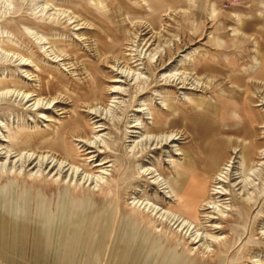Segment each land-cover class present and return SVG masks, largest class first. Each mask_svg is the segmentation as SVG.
<instances>
[{
  "label": "rangeland",
  "instance_id": "1",
  "mask_svg": "<svg viewBox=\"0 0 264 264\" xmlns=\"http://www.w3.org/2000/svg\"><path fill=\"white\" fill-rule=\"evenodd\" d=\"M1 233L10 264H264V0H0Z\"/></svg>",
  "mask_w": 264,
  "mask_h": 264
},
{
  "label": "crops",
  "instance_id": "2",
  "mask_svg": "<svg viewBox=\"0 0 264 264\" xmlns=\"http://www.w3.org/2000/svg\"><path fill=\"white\" fill-rule=\"evenodd\" d=\"M14 247L12 239L9 238V235L0 234V264H10L8 260V251L11 248H20L21 246ZM23 248V247H21Z\"/></svg>",
  "mask_w": 264,
  "mask_h": 264
},
{
  "label": "bare ground",
  "instance_id": "3",
  "mask_svg": "<svg viewBox=\"0 0 264 264\" xmlns=\"http://www.w3.org/2000/svg\"><path fill=\"white\" fill-rule=\"evenodd\" d=\"M251 83H253V82H251ZM247 84L250 85L248 82H247ZM253 84H254V83H253ZM253 84H252V85H253ZM249 87H250V86H249ZM253 172H254V171H253ZM256 189H257V188H256ZM215 193H216V192H215ZM230 219H231V218H230ZM231 221H232V220H231ZM256 231H257V230H256Z\"/></svg>",
  "mask_w": 264,
  "mask_h": 264
}]
</instances>
